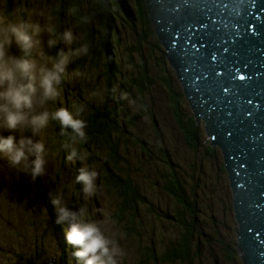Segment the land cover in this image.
I'll return each instance as SVG.
<instances>
[{
    "label": "rangeland",
    "instance_id": "rangeland-1",
    "mask_svg": "<svg viewBox=\"0 0 264 264\" xmlns=\"http://www.w3.org/2000/svg\"><path fill=\"white\" fill-rule=\"evenodd\" d=\"M142 18L136 0H0V264H176L181 216L191 264H244L224 154ZM116 161L141 196L125 223Z\"/></svg>",
    "mask_w": 264,
    "mask_h": 264
},
{
    "label": "water",
    "instance_id": "water-1",
    "mask_svg": "<svg viewBox=\"0 0 264 264\" xmlns=\"http://www.w3.org/2000/svg\"><path fill=\"white\" fill-rule=\"evenodd\" d=\"M146 2L194 113L224 154L244 264H264V0Z\"/></svg>",
    "mask_w": 264,
    "mask_h": 264
},
{
    "label": "trees",
    "instance_id": "trees-1",
    "mask_svg": "<svg viewBox=\"0 0 264 264\" xmlns=\"http://www.w3.org/2000/svg\"><path fill=\"white\" fill-rule=\"evenodd\" d=\"M146 4L147 3L145 0H136V11L140 17H143L142 21H144V23L148 26L150 32L152 34H154V30L152 28V23L150 20L151 18L149 17V12H148ZM126 7H127V5H126ZM127 9H128V7H127ZM176 119L178 120L182 129H184L183 132L185 134L187 133L188 135H190V133H191V136L192 135L194 136V137H190L191 138L190 142H191V144L196 146V144H197L196 140L198 138L197 133H198L199 127H198V125L195 124L194 119H191L187 123H185L178 116L176 117ZM101 123H103V122H101ZM92 127H94V129H96L95 130L96 132H94L95 135L96 134L98 135V133H99L102 137L104 136V144H107V143L111 144L109 142L108 137L106 136V135H109V129H110L109 127L107 128L104 126V127L100 128L99 123L93 125ZM190 127H191V129H190ZM194 131H196V132L192 133ZM90 134H91V136H88ZM94 134L93 133L88 134V131H87V137H89L90 141H92V137H93V139L96 138V137H94L95 136ZM106 139L108 140L107 142H106ZM96 140H98V138H96ZM115 148L117 149V146ZM120 163L118 161H116V163L113 164L115 171L112 170L111 165H110V171H112V172H111V174H109L111 176H109V178H106L107 180L105 179V182H106L105 186L108 189H112V188L116 189L119 197L121 198L122 204L118 208L117 217L120 220V223H125L123 220H126V212H127L126 210L129 209L130 207H131L130 212L132 214L131 215L132 220L136 217L137 212H138L136 205L139 201H141V196L139 195V192L136 190V187L134 186L133 181L131 180V178H129L130 176L127 175L126 172H124L120 169V166H119ZM117 171L121 174H118ZM176 180L178 182H180L179 179L176 178ZM173 191H174V189H173ZM178 192H180L179 197L182 198L181 197L182 192L180 190H178ZM174 193H175V191H174ZM142 201H143V199H142ZM184 204H185L184 206L191 205L187 201V199H184ZM134 209H136L135 212H134ZM181 217L182 218L180 219L179 223L182 224V226L184 227L182 236L180 237L178 242L174 243L171 246V249L168 252H166L167 257L165 258V260L176 263V264H191V261H192L191 256H192V253H194L193 252V241H194V233H195L194 228L195 227L194 226H191V228L187 227V226H189V224L186 222V217H184V216H181ZM226 248L228 249L229 258H232L236 255L235 249H233V248L231 249V246H227Z\"/></svg>",
    "mask_w": 264,
    "mask_h": 264
},
{
    "label": "bare ground",
    "instance_id": "bare-ground-1",
    "mask_svg": "<svg viewBox=\"0 0 264 264\" xmlns=\"http://www.w3.org/2000/svg\"><path fill=\"white\" fill-rule=\"evenodd\" d=\"M19 14V13H18ZM26 16V15H25ZM4 19V18H3ZM24 44V43H23ZM103 108H105V107H103ZM174 113V112H173ZM102 114V113H101ZM200 118V117H199ZM176 119V118H175ZM111 120H113V119H111ZM115 121V120H114ZM113 125V124H112ZM111 125V126H112ZM205 128H206V126H205ZM205 131L207 132V129H205ZM182 133V132H181ZM207 134H208V132H207ZM208 136H209V134H208ZM210 137V136H209ZM210 140L211 141H213L211 138H210ZM98 141V140H97ZM87 143V142H86ZM215 143V142H214ZM216 144V143H215ZM84 145V144H83ZM217 145V144H216ZM82 146V145H81ZM221 152H222V150H221ZM223 153V152H222ZM225 159V158H224ZM226 163V162H225ZM226 170H227V167H226ZM228 172V171H227ZM106 176V175H105ZM108 177V176H107ZM228 177H229V175H228ZM107 180V179H106ZM229 181H230V179H229ZM40 184H42V183H40ZM81 184V183H80ZM145 198V197H144ZM70 219V218H69ZM133 223V222H132ZM58 226V225H57ZM62 226V225H61ZM134 228V227H133ZM132 228V229H133ZM135 229V228H134ZM61 232V231H60ZM87 234V233H86ZM63 243V242H62ZM90 263V262H89ZM248 264V263H247Z\"/></svg>",
    "mask_w": 264,
    "mask_h": 264
}]
</instances>
